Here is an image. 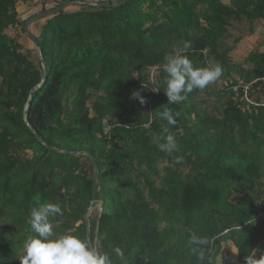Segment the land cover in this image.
Segmentation results:
<instances>
[{
  "label": "trees",
  "instance_id": "1",
  "mask_svg": "<svg viewBox=\"0 0 264 264\" xmlns=\"http://www.w3.org/2000/svg\"><path fill=\"white\" fill-rule=\"evenodd\" d=\"M20 1L27 0H0V264H20L36 235L30 212L43 202L62 209L50 218L55 237L87 241L113 264H122L116 247L126 264H199L192 232L214 238L207 264H234L222 255L224 243L238 250V264L264 250V51L250 50L238 64L229 53L241 36L224 46L232 23L244 21L253 33L264 21V0L61 10L34 22L39 50L11 32L24 36L25 21L46 10V0L23 20ZM185 41L194 66L219 64L223 74L169 104L163 68ZM168 135L171 154L161 149ZM63 150L89 153L97 165L100 203L89 213L90 161Z\"/></svg>",
  "mask_w": 264,
  "mask_h": 264
},
{
  "label": "clouds",
  "instance_id": "2",
  "mask_svg": "<svg viewBox=\"0 0 264 264\" xmlns=\"http://www.w3.org/2000/svg\"><path fill=\"white\" fill-rule=\"evenodd\" d=\"M191 47V42L185 41L175 55L167 58L164 65L163 71L167 75L163 92L169 104L182 102L187 93H191L193 89L206 88L223 74V67L219 64L208 67L194 66L192 60L186 55ZM153 90L160 91L159 88ZM134 95L140 99L141 103L144 102L138 94L134 93ZM162 116L169 124H176L171 109H165ZM166 140L167 143L161 145V149L171 154L176 147L175 138L168 135ZM62 214L60 205L53 202L38 203L31 210L28 223L36 235L24 243L23 255L19 258L20 264H113L112 257L107 252L98 250L87 241L71 234L55 237L56 225L50 218ZM188 244L199 264H207L214 238L192 232ZM113 251L122 264H126L123 250L116 247ZM257 251H260L259 257L256 255ZM232 252L236 253L238 250H232ZM244 260L245 264H264V250L255 249L251 254L246 255Z\"/></svg>",
  "mask_w": 264,
  "mask_h": 264
},
{
  "label": "rangeland",
  "instance_id": "3",
  "mask_svg": "<svg viewBox=\"0 0 264 264\" xmlns=\"http://www.w3.org/2000/svg\"><path fill=\"white\" fill-rule=\"evenodd\" d=\"M39 3L40 0H27L26 2L25 1L18 2L16 6V10L18 12V16L20 17V19L23 20L30 13L38 11V9H40V5H38ZM54 6L55 3L53 2V0H46V3L44 5L45 9H50L53 8ZM80 8L82 7L70 5L66 7V11H75ZM45 19L46 18L40 19L37 22L43 23ZM251 29L253 33L249 32L250 30L249 25L244 21L241 23H232V26L229 28L230 37L224 40V46L230 45L232 43V38L241 36L240 41L236 43V45L233 48V51L229 53L233 62L241 64L244 57L250 50L256 49L259 51H264V21L263 20L255 21L251 25ZM30 31L33 34H36L38 32V27H35V24L32 23L30 26ZM11 33L12 35L15 36L18 35L20 39H23L25 44H27V46L30 49L34 48L32 42L27 37H25V35L23 36V33L21 32L20 28H17ZM39 59L40 58L37 55V53L33 51V56L31 60L37 63ZM1 226H2V222H0V227ZM232 250H235V248L231 243H224L222 247V255H228L230 260L234 264H238L236 253H233Z\"/></svg>",
  "mask_w": 264,
  "mask_h": 264
},
{
  "label": "water",
  "instance_id": "4",
  "mask_svg": "<svg viewBox=\"0 0 264 264\" xmlns=\"http://www.w3.org/2000/svg\"><path fill=\"white\" fill-rule=\"evenodd\" d=\"M126 0H119L115 3H109V2H98V1H88V0H70L66 1L61 5L55 6L50 9H46L41 12H37L33 15H31L24 23L23 26V32L27 36V38L32 42L34 48L39 50L38 42L34 36V34L30 31L29 26L34 23L37 20L48 18L53 16L54 14L58 13L61 10H66L67 6H79V7H91V8H100V7H116L121 4H123ZM41 64L43 67V70L45 68V61L40 58ZM34 90V88H33ZM29 100L27 101L25 105V110H24V115H26V109L28 107ZM108 117L103 118V123H104V129H108L109 125L106 122ZM66 154L70 155H85L90 161L91 167H92V177H91V199H90V206L88 209V213L93 210L95 207H97L100 203L99 199L97 198L96 192H97V165L93 159V157L89 153H84V152H75V151H67L63 150L60 151Z\"/></svg>",
  "mask_w": 264,
  "mask_h": 264
},
{
  "label": "built area",
  "instance_id": "5",
  "mask_svg": "<svg viewBox=\"0 0 264 264\" xmlns=\"http://www.w3.org/2000/svg\"><path fill=\"white\" fill-rule=\"evenodd\" d=\"M249 85H250V84H246V85L244 86V89L247 90L248 87H249ZM245 98H246V96H245Z\"/></svg>",
  "mask_w": 264,
  "mask_h": 264
},
{
  "label": "crops",
  "instance_id": "6",
  "mask_svg": "<svg viewBox=\"0 0 264 264\" xmlns=\"http://www.w3.org/2000/svg\"><path fill=\"white\" fill-rule=\"evenodd\" d=\"M31 26V25H30ZM30 26H29V28H30Z\"/></svg>",
  "mask_w": 264,
  "mask_h": 264
}]
</instances>
